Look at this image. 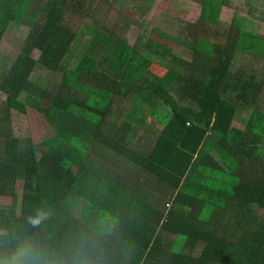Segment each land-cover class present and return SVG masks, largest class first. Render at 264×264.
Wrapping results in <instances>:
<instances>
[{
    "label": "trees",
    "instance_id": "1",
    "mask_svg": "<svg viewBox=\"0 0 264 264\" xmlns=\"http://www.w3.org/2000/svg\"><path fill=\"white\" fill-rule=\"evenodd\" d=\"M193 1L202 7L197 36L207 38L222 1ZM40 3L1 1L0 42L11 20L31 30L0 79V197L9 200L0 204V264L25 242L44 255L41 264H264V82L231 72L234 52L254 48L247 33L210 52L201 40H178L190 60L149 39L172 55L158 64L102 29L71 68L64 57L76 35L63 20L78 4ZM37 63L60 74L59 86L30 83ZM23 91L36 95L28 104L54 130L39 154L30 137L12 133L10 110L26 112ZM240 108L250 112L242 129L233 126ZM132 123L155 139L133 147ZM164 189L168 209L159 206ZM40 213L46 218L34 227L29 219Z\"/></svg>",
    "mask_w": 264,
    "mask_h": 264
},
{
    "label": "rangeland",
    "instance_id": "2",
    "mask_svg": "<svg viewBox=\"0 0 264 264\" xmlns=\"http://www.w3.org/2000/svg\"><path fill=\"white\" fill-rule=\"evenodd\" d=\"M46 1V0H45ZM69 0V6L78 4L76 10L68 11L63 23L76 35L75 41L72 43L74 54L71 58L68 53L64 57V61L69 63V67L73 68L81 55L88 49V45L93 38V35L102 29L106 32L112 31L119 37L123 38L129 45H131L138 53L151 59L158 64H167L172 60V55L169 51L156 44L150 43L149 39L161 42L170 49L174 55L185 57L190 60L189 54L191 50L185 45H181L178 40H182L187 44L197 45V41L204 36H197V28L203 26L197 24L199 20V9L195 3L188 0ZM225 5V9L221 14V20L215 24H206L209 28L211 36H207V40L217 39V30H225L227 24H232L236 21L234 12V4L236 0H221ZM236 2V11L242 10L238 13L240 16L239 27L247 33L249 42L254 50L264 55V0H239ZM230 7V8H227ZM8 12L13 14L17 11L9 8ZM12 21V20H11ZM221 22V23H220ZM259 25H254L255 23ZM31 25L26 22L12 23L5 33V37L1 43L0 49V79H2L8 72L10 66L20 54L22 47L25 44V39L29 34ZM159 29L169 35V37L162 36V34L155 31ZM216 38H214L215 36ZM199 38V39H197ZM214 38V39H213ZM203 42V41H201ZM247 43V44H248ZM210 50L209 46L202 47ZM238 50L244 51L242 48ZM252 50V51H253ZM170 53V54H172ZM186 54V55H185ZM34 59L40 56V50H34L31 53ZM264 66L257 65L253 72H262ZM237 68V66H236ZM249 73V71L247 70ZM60 74L54 73L43 64L37 63L33 73L30 76V83L34 86L46 90L49 88H56L60 84ZM251 75V74H250ZM262 76V75H261ZM260 79V77H258ZM264 82V79L262 80ZM264 91V88H263ZM133 93V92H131ZM35 94L31 95L23 91L20 94L19 101L26 104V112H20L16 109H11L9 118L11 119L12 133L16 137H30L34 144L38 146V154L46 149L45 138L54 134L44 117L36 111V109L28 104V102L35 99ZM130 97V96H129ZM264 99V95H263ZM131 98L128 100L130 101ZM6 104V95L0 90V114L4 113L3 108ZM130 103L127 102V108ZM165 113L168 110L165 109ZM249 111L239 109L237 117L241 120L249 116ZM147 124L149 129H155L153 124L156 123L149 115V109L146 108ZM237 122H240L237 119ZM132 130L129 131V137L135 144L133 147L148 146V141L155 139L156 134L148 131L147 127L144 129L137 124H133ZM152 126V127H150ZM236 126H240L237 125ZM162 128V126H160ZM244 127V126H243ZM120 172L122 171L119 168ZM161 192L160 190H157ZM19 195L22 193V188L18 187ZM171 193L164 189L163 194H160L159 206L163 209H168L172 206ZM9 200L5 197H0V204H8ZM256 209V207L254 206ZM259 214L264 215L263 210H258ZM80 211L77 210L75 215L80 216ZM174 238V236H171ZM203 249L202 243L193 248L192 254L194 256L200 255ZM190 249H185L189 252Z\"/></svg>",
    "mask_w": 264,
    "mask_h": 264
},
{
    "label": "crops",
    "instance_id": "3",
    "mask_svg": "<svg viewBox=\"0 0 264 264\" xmlns=\"http://www.w3.org/2000/svg\"><path fill=\"white\" fill-rule=\"evenodd\" d=\"M1 1L2 0H0V12H1L2 9L5 8V6H1ZM37 1L38 2L40 1L41 2L40 4H43L44 2L46 3L47 0L46 1L45 0H37ZM188 1H190L192 3H195V5L198 6L199 16H200L201 9H202L200 3L199 2H196V1H193V0H188ZM236 2L239 3V4L241 3L239 0H236ZM236 2L233 5L234 6L235 16H236V21H234L232 24H227V27H225V30L223 29V30H221V32H219V30H217L216 33H217V36H219V37H217V39H215V40H211V39L207 40L208 38H202V39H200L201 41H203L202 42L203 43L202 44V47L209 46V49H210V50H206V49H203L201 47L202 50L210 52V51H212L213 46L215 44H219V43L220 44H222V43H225V44H236V32L238 33L240 30H243V28L239 27V24H240V20H239L240 19V16H238V13H241L242 10L236 11ZM227 8H230V7H227ZM224 9H225V5L222 3L221 10H220V15H219V19H218L217 22H219V20H221V14H222V12H223ZM14 22L20 23L18 21H14V20H12L10 22H7L6 31L8 30V28L10 27V25H12V23H14ZM254 25H259V23L257 22ZM231 28L233 29L232 30L233 37L230 38L229 37V32H230V29ZM30 30H31V27H30ZM6 31H5V33H6ZM5 33H4L3 37H2V40L5 37ZM239 34H240V32H239ZM209 36H211V34ZM214 38H216V36ZM2 40L0 42V49H1ZM192 55H193V53L191 51V53L189 54L190 59H191ZM182 58H185V57H182ZM257 65L264 66V55H262L261 53H257V52L254 53V50L253 51H240V50H237V51L234 52V57H233V59L231 61V72H232L233 75L234 74L236 75V66H237V68L240 67L243 72L244 71L247 72V70H248L249 71V74H251V75L252 74L258 75V76H256V82L257 83H261L262 80L264 79V67H263V71L262 72H259L258 71V72L253 73L256 70ZM258 77H260V79H258ZM263 102H264V99H263ZM244 111H245V109H244ZM246 111H248V110H246ZM237 119H239L241 121L240 118H238V117L236 118L235 117V121L233 122V126L242 129L244 125H242L241 123L237 122ZM236 124L237 125H240V126H236ZM137 147H141V146L137 145Z\"/></svg>",
    "mask_w": 264,
    "mask_h": 264
},
{
    "label": "clouds",
    "instance_id": "4",
    "mask_svg": "<svg viewBox=\"0 0 264 264\" xmlns=\"http://www.w3.org/2000/svg\"><path fill=\"white\" fill-rule=\"evenodd\" d=\"M46 214L40 213L35 217H31L29 222L35 227L38 226L44 219ZM45 260L42 253L35 251L31 244L25 242L20 246L6 264H41ZM46 264H52L51 260H48Z\"/></svg>",
    "mask_w": 264,
    "mask_h": 264
}]
</instances>
